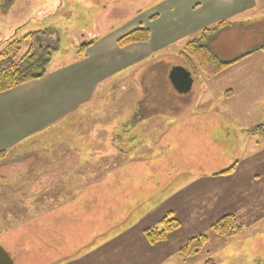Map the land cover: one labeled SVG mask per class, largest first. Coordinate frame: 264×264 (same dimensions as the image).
I'll return each mask as SVG.
<instances>
[{
	"label": "rangeland",
	"instance_id": "1",
	"mask_svg": "<svg viewBox=\"0 0 264 264\" xmlns=\"http://www.w3.org/2000/svg\"><path fill=\"white\" fill-rule=\"evenodd\" d=\"M195 1L201 3V0ZM235 1L237 4L239 0ZM220 2L219 14L231 10L228 3L233 0H214L213 4L217 6ZM168 3L169 0H0V35L6 32L11 40H21L28 34L46 30L49 44L55 49L50 67L72 65L85 58L86 51H82V45L77 42L80 34H95L97 26L101 31L116 30L140 19L146 11L153 14L151 20H155L154 14ZM245 9L243 15L251 20V27L245 25L242 29L226 30L216 43L221 54L229 60L262 45L264 0L250 15ZM143 27L136 21L114 36L122 37ZM151 38L124 48L119 47V39L116 44L119 50H125L146 44ZM191 40L186 39L182 44L179 58L164 60L151 55L139 59L113 82H108L105 90L89 99L87 105L81 103L67 119L51 123L45 134L33 136L11 154L0 152V245L16 264H90L87 261L91 259L92 264H105L108 255L97 250L102 242L97 238L98 234L112 230L110 237L119 236L143 213L157 207L160 209L154 215L170 211L180 228L171 232L165 241L149 245L164 247L181 233L185 237L173 250L174 259L167 264H208L212 260L216 264H264V133L260 132L262 138L257 136L259 144L249 135L253 126L260 123L264 126V51L257 49L239 62L242 64L215 78L209 79L199 72L209 90L205 88L201 94L199 86L204 80L196 78L192 94L176 96L168 76L175 66L190 68L192 65L191 58L185 53ZM6 44L3 43L1 49ZM28 46L26 42L21 56ZM128 70L135 71V76L125 75ZM50 73L47 68L42 79ZM211 87H214L213 96L221 95L218 105L209 93ZM200 94L203 96L201 104ZM166 115L176 117L166 119ZM188 116L201 118L185 123ZM125 117H131V124L154 117L151 121L155 123L144 125L154 127L155 131L160 129L161 133L150 140L147 132L137 136L126 133L125 148L129 157L123 158L119 154L111 161V156H107L111 149L109 132L127 120ZM168 119L179 124L168 127L171 126ZM56 123L59 124L54 126ZM159 136L162 138L158 139ZM80 150L85 155L79 156L81 165L75 156ZM127 160L133 162L107 175L109 180L104 181V187L85 189L86 179L100 177L111 163L120 165ZM106 164L108 167L105 168ZM90 169L93 172H86ZM234 169L229 176L233 177L231 180H216L228 176L226 173ZM209 172L211 177L213 174L216 177L208 178ZM109 181L114 184L107 193ZM80 185V193H77ZM212 193L219 194L224 208L239 213L232 214L243 227L239 235L223 237L211 229L226 216L210 228L201 224L202 216L196 210L207 204L204 197ZM111 198L113 200L105 201ZM123 200H126L127 215L133 214L126 226L120 223L122 204L116 211L112 210L116 202ZM141 202L145 206L131 213ZM105 211L113 215L107 221H115L109 228L99 221ZM88 214L92 215V220H88ZM68 224L74 230L78 226L84 237L90 235L85 245L83 242L69 256L59 254L66 241L63 232ZM13 233L19 238L15 239ZM43 234L50 240L49 248L42 251L41 258L40 244L32 245L26 236L31 235L35 244ZM200 235L208 237L204 250L198 255L180 258V249ZM102 256L106 260L101 261Z\"/></svg>",
	"mask_w": 264,
	"mask_h": 264
},
{
	"label": "crops",
	"instance_id": "2",
	"mask_svg": "<svg viewBox=\"0 0 264 264\" xmlns=\"http://www.w3.org/2000/svg\"><path fill=\"white\" fill-rule=\"evenodd\" d=\"M213 2L214 0H201L200 4H196L195 0H169V3L165 5L166 7H163V10L154 14L156 16L155 20H151L153 14L146 11L140 19L126 23L118 27L116 30L101 31L100 27L97 26L95 34H80L77 39L78 44L88 46L85 50V58L74 62L72 65L66 63L55 67H49V72L51 70V73L47 77L26 83L9 92L0 94V152L5 151L6 155L8 153L11 154V152L18 147L24 146L33 136L45 134L51 128V123L58 119H67L77 110V106L81 103L87 105V103L90 102L89 99H92L95 95L102 93L105 90L108 82H113L114 78L116 79V77H118L125 69L131 67V65L141 58H146L151 55L158 56L164 60L168 58H179L180 47L184 44L186 39H193V37L200 31L212 27L222 21L230 23V26L226 30L236 28L242 29L245 28V25L251 27L249 25L251 20L245 18L243 15L244 9L248 7L245 11L246 13L249 12L247 15H250L252 11L259 6L261 0H258L257 4L256 0H239L237 4L236 1L233 0L232 3H228L231 6V10L222 14L218 13V6L222 1L217 6L214 5ZM206 7L211 10L206 9ZM44 15L45 14H43V16ZM254 16L251 17L252 20H254ZM136 21L144 25L143 28L150 30L152 36L151 41L146 44L134 45L125 50H119L116 43L120 36L114 35L120 30L134 24ZM134 27L135 26H133V28ZM224 31H221L210 38L207 45L219 58L223 59L226 63L233 64V66H230L225 70L227 71L229 68H234L238 66V64H242L239 62L251 55L249 53L252 52L246 50L244 54L239 53L235 55L234 59L232 58L229 60L228 58H225L216 46L218 38H220ZM7 34L8 33L6 32H2L0 35V49L3 46V43H6L7 40L11 39V37L8 38ZM261 43L264 47V38ZM255 48H258V46L256 45ZM262 68L264 69V66ZM250 71L252 72V70ZM125 75L135 76V71L128 70ZM197 79L198 81L200 79L205 82V79H202L200 76H197ZM204 82L199 86L200 90L202 89L201 94L205 92V88L209 90V85L206 84L207 81ZM137 83L138 81L136 80V84ZM171 90L174 91L172 87ZM174 93L178 96L175 91ZM209 93L213 96L214 87H211ZM201 94L199 96L200 104L202 102L200 100L203 99ZM218 94L219 93H216L213 96L214 104L217 105L220 104L219 97L221 96ZM82 100L83 102H81ZM216 112L219 113V111ZM206 115L200 116L204 117ZM168 117L176 116L166 115L165 118L167 119ZM197 117L199 116L185 117V123L190 119H195ZM125 118L127 120L123 123L121 122V125L118 126V128L114 127L109 132L108 141L111 149H108L107 156H111V161L119 154L123 156V158L129 157L127 155V149L125 148V143H127L126 133L129 132L130 136H137L140 134L145 135L147 132L148 140L155 138L157 133L158 135L161 133L160 129L155 131L154 127H147L144 125L155 123V121H151L154 117L142 118L139 121L137 120L136 124H131V117ZM168 120H171L169 123L171 126L168 127L179 124L178 121L173 123V119ZM58 124L59 123H56L54 126ZM262 124L263 123H260L257 126L255 125L249 130L250 137L256 139L257 144H259L257 136L261 138L263 137L260 133H264V126ZM259 128H262L263 130L261 131ZM150 130H152V132L154 131L153 137L151 136L152 132ZM159 137L160 138L158 139L162 138L161 136ZM44 138L45 137H42V139ZM145 140L147 141L146 136ZM80 155L82 157L85 156L83 155L82 150L75 155L77 163L81 165L82 159H80ZM132 162L133 160H127L120 165H114V163H111L109 168L106 169L105 174L100 177L97 176L93 180L86 179L88 182L84 186L85 189L104 187V181L107 182L109 180L107 175L118 172L125 164H131ZM108 164L105 165V168L108 167ZM86 172H93V170L90 169ZM210 174L211 173L209 172L208 178L216 177L214 174L213 177H211ZM230 175L231 174L224 177H218L216 180L222 179L220 181H224V178H227L226 181L231 180L233 177H229ZM257 178L258 175L255 176V179ZM252 181L255 182L254 179ZM258 183L259 182H256V184ZM113 184V182L110 184V181L107 183L108 190H105L107 193L111 190ZM79 187L77 193H80L82 185ZM204 199L208 200L207 204H204L203 207L197 209L196 213L202 216L200 219L201 224L208 225V228H210L211 225L221 217L229 214L239 215V213L236 214L237 212H234L233 210L224 208V203L220 202V196L218 193H212L209 197H204ZM111 200L113 199H106L105 201ZM125 203L126 200H123L121 203L116 202V204L113 205L112 210L116 211L122 204V218L120 223L121 225L126 226L128 218L129 220L133 219V214L129 213V215H127V211L124 207ZM144 204L145 203L141 202L135 205L131 213H134L145 206ZM159 209L160 208L157 207L154 210L143 213L140 219L132 223L126 232L119 236L110 237L112 230L105 234H98L97 238H100L102 242L97 250L102 254L106 253V255H108V262H105V264H167L174 259L175 253H173V250L182 240H184L185 237H183V233L174 237L171 243L168 241L166 243L167 245H164V247L163 245H149L143 234L146 229L155 225L159 220L164 219L169 213H172L166 211L164 214L154 215ZM165 214L167 215L165 216ZM172 215L174 216L173 213ZM112 217V213L105 211L103 217L99 221H103V227L109 228L110 225L115 222L107 221ZM91 218L92 215L88 214V220H92ZM174 218L176 217L174 216ZM44 228H42V230H45ZM77 228L78 226L75 227L74 230V228L68 224V227L63 232V237L66 238V241L63 243L59 254L69 256L72 251H77L76 248L81 246L83 242L85 245L90 235L84 237L82 231ZM75 232H77V234L73 237ZM87 234L89 233L86 232V235ZM13 235L15 239L19 238L16 234L13 233ZM45 235L47 237L43 234L41 239L35 244L31 241V235L26 236V239L30 241L32 245L38 246L40 244L41 258L43 256L42 251H47L49 248L48 242L50 239L47 234ZM15 243L18 244L16 241ZM71 247L73 248L71 249ZM83 248L84 247L78 252ZM104 260H106L105 256H102L101 261ZM87 262L92 264V259ZM213 264H216V262L213 261Z\"/></svg>",
	"mask_w": 264,
	"mask_h": 264
},
{
	"label": "trees",
	"instance_id": "3",
	"mask_svg": "<svg viewBox=\"0 0 264 264\" xmlns=\"http://www.w3.org/2000/svg\"><path fill=\"white\" fill-rule=\"evenodd\" d=\"M229 26L230 23L220 22L213 27L204 29L188 43L185 53L192 60L189 69L194 76H199L200 72L209 79L215 78L228 67L233 66V64L222 62L207 46L211 37ZM48 36L49 33L46 30L34 32L21 40H9L2 48L0 51V94L27 82L40 79L46 74L55 51L49 44ZM150 36L149 29L140 28L122 36L118 40V45L120 48H124L133 43L147 42ZM26 42L29 44L28 50L21 56ZM85 49L83 48L82 51ZM261 49L264 51V47ZM234 171L235 169L226 174H232ZM157 226L144 231V236L149 244L165 241L171 232L180 228V223L172 213H169ZM211 229L220 236L230 238L243 231V227L237 223L233 215L222 218ZM207 243L208 237L205 235L192 238L180 249L179 257L184 259L198 255L204 250ZM208 264H213V261H209Z\"/></svg>",
	"mask_w": 264,
	"mask_h": 264
},
{
	"label": "water",
	"instance_id": "4",
	"mask_svg": "<svg viewBox=\"0 0 264 264\" xmlns=\"http://www.w3.org/2000/svg\"><path fill=\"white\" fill-rule=\"evenodd\" d=\"M169 81L179 95L191 93L194 85L192 74L183 67H173L169 74ZM0 264H15L10 254L0 245Z\"/></svg>",
	"mask_w": 264,
	"mask_h": 264
},
{
	"label": "flooded vegetation",
	"instance_id": "5",
	"mask_svg": "<svg viewBox=\"0 0 264 264\" xmlns=\"http://www.w3.org/2000/svg\"><path fill=\"white\" fill-rule=\"evenodd\" d=\"M78 39V38H77Z\"/></svg>",
	"mask_w": 264,
	"mask_h": 264
}]
</instances>
